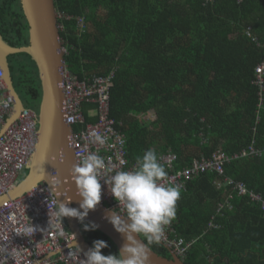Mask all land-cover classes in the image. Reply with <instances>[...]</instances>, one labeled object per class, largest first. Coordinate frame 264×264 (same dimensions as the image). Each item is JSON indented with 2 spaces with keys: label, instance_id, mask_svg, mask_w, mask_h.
<instances>
[{
  "label": "trees",
  "instance_id": "trees-1",
  "mask_svg": "<svg viewBox=\"0 0 264 264\" xmlns=\"http://www.w3.org/2000/svg\"><path fill=\"white\" fill-rule=\"evenodd\" d=\"M65 64L79 79L113 72L109 115L126 139L129 163L148 149L176 155L174 170L220 150L229 156L253 145L264 148V91L254 83L263 58L264 0H54ZM85 19L77 27L75 17ZM250 28L257 43L248 36ZM0 30L10 45L28 44V24L19 0H0ZM20 90L36 102L41 84L34 60L14 54ZM95 105L84 103L87 121ZM153 114L154 117H148ZM76 127H74L75 129ZM166 171L169 170L166 168ZM170 172V171H169ZM225 178L241 181L264 197V152L232 158L222 175L203 172L186 184L176 203L174 232L196 238L193 255L210 264H264V213ZM221 185L218 186V182ZM233 197L229 199V195ZM229 201L219 213V203ZM213 221L217 227L209 228ZM104 255L118 252L99 230ZM151 248L171 257L162 242Z\"/></svg>",
  "mask_w": 264,
  "mask_h": 264
},
{
  "label": "built area",
  "instance_id": "built-area-1",
  "mask_svg": "<svg viewBox=\"0 0 264 264\" xmlns=\"http://www.w3.org/2000/svg\"><path fill=\"white\" fill-rule=\"evenodd\" d=\"M209 1V0H207ZM62 14L57 12L58 28L63 29L59 22ZM79 30L85 28V19L75 17ZM254 41L250 28L246 31ZM62 40V39H61ZM63 42V41H62ZM263 58L255 67L254 83L258 86L259 104L263 102L264 91V44ZM63 52L67 48L63 44ZM113 72L107 75H91L79 79L71 73L67 66L62 73V90L64 99V114L67 122L72 126L71 145L76 160H80L89 152H96L106 162L115 166L117 171L132 170L137 167V161L129 163L127 159L126 139L123 132L117 127L120 122L109 115L110 87ZM84 103L94 104L88 115L95 117L94 121H87L83 110ZM15 98L8 89L4 78V70L0 66V197L9 193L24 178L32 154L38 142V111L24 106L17 119L6 126V122L13 112ZM74 127H76L74 129ZM98 132L106 137V143L99 145L92 142L91 133ZM263 149L253 145L240 154L229 156L223 151H216L209 158L193 160L192 164L181 170H174L176 155L172 152L160 154V162L164 164L167 177L162 181L165 184L180 185L181 190L186 188L189 180L206 172L214 171L219 175L224 172V165L232 158L246 155H261ZM226 184H232L238 195H247L250 200L260 205L264 213V197L254 192L241 181L225 178ZM218 186L221 185L219 181ZM102 195L100 204L110 211H120L122 205L112 196L111 185L101 180ZM233 196L230 194L229 199ZM56 196L51 187L45 182H38L24 194L10 198L0 204V264H83V252H77L73 245L74 233L67 227L65 219L62 223L54 216ZM229 201L219 203L217 213ZM35 227L31 234L25 233L26 227ZM213 219L208 227H217ZM196 238L187 239L174 232L172 223L166 226L162 243L169 250L184 258Z\"/></svg>",
  "mask_w": 264,
  "mask_h": 264
},
{
  "label": "water",
  "instance_id": "water-1",
  "mask_svg": "<svg viewBox=\"0 0 264 264\" xmlns=\"http://www.w3.org/2000/svg\"><path fill=\"white\" fill-rule=\"evenodd\" d=\"M19 2L28 24V44L15 47L4 41L0 35V66L4 70L8 89L15 98L14 109L6 126L17 119L20 110L24 107L23 101L12 85L6 57L11 54L26 53L36 64L41 84L42 93L38 108L39 135L27 175L9 193L0 197V204L24 194L38 182L45 181L59 201H64V189L68 187L67 195L72 197L69 206L78 208L81 197L77 194L76 185L70 176L72 165L77 162L71 145L72 126L67 122L64 114L62 73L66 65L65 54L54 0H19ZM55 177L62 180V186L58 189L61 195L53 186ZM65 179L67 182L63 183ZM110 212L99 203L95 210L89 211L83 222L98 224L97 230L108 236L119 251L126 241L125 237L106 219ZM64 219L67 227L75 235L73 245H78L83 253L86 252L92 245L82 233L81 222L74 217H64ZM170 254L171 257L160 255L150 247L147 264H186L176 254L171 251Z\"/></svg>",
  "mask_w": 264,
  "mask_h": 264
},
{
  "label": "clouds",
  "instance_id": "clouds-1",
  "mask_svg": "<svg viewBox=\"0 0 264 264\" xmlns=\"http://www.w3.org/2000/svg\"><path fill=\"white\" fill-rule=\"evenodd\" d=\"M91 139L101 146L106 143V137L98 132H92ZM70 176L81 200L78 208L69 206L72 197L67 195L69 188L65 187L64 201L57 198L55 201L54 216L61 223L64 217H74L83 223L89 211L95 210L101 202V180L111 185L112 196L122 205L120 211L112 210L106 219L126 242L117 253L104 255L101 249L108 247L107 242L94 240L93 246L83 253V264H147L150 247L160 245L166 226L176 217V203L181 191L180 185L162 182L167 171L156 150H146L137 157V167L128 171H117L101 155L89 152L72 165ZM66 182L67 179L63 183ZM53 186L58 191L62 180L55 177ZM83 227L85 231H94L99 225L89 222ZM24 231L31 234L35 227H26ZM75 247L81 253V248L76 244Z\"/></svg>",
  "mask_w": 264,
  "mask_h": 264
},
{
  "label": "rangeland",
  "instance_id": "rangeland-1",
  "mask_svg": "<svg viewBox=\"0 0 264 264\" xmlns=\"http://www.w3.org/2000/svg\"><path fill=\"white\" fill-rule=\"evenodd\" d=\"M33 70H35L37 67L32 65ZM19 96L21 98V100L23 101L24 106L30 108V109H35L38 111L39 108V103L36 102L35 100H33L30 95H28L24 90H20L19 92ZM148 117H154L153 114H151ZM28 173V168L27 170H24L23 172V177H25ZM186 260H188L190 262V264H210L209 261L206 260H200L199 258L190 255Z\"/></svg>",
  "mask_w": 264,
  "mask_h": 264
},
{
  "label": "flooded vegetation",
  "instance_id": "flooded-vegetation-1",
  "mask_svg": "<svg viewBox=\"0 0 264 264\" xmlns=\"http://www.w3.org/2000/svg\"><path fill=\"white\" fill-rule=\"evenodd\" d=\"M0 35L3 38V40L6 41L9 44V42L3 36V33H2L1 30H0ZM14 61H15L14 54L8 55L6 57V63L8 65V67H9L10 74H11V78H12V85H13L15 91L19 94V92H20V86L18 85V81H17V76H16V70H15Z\"/></svg>",
  "mask_w": 264,
  "mask_h": 264
},
{
  "label": "crops",
  "instance_id": "crops-1",
  "mask_svg": "<svg viewBox=\"0 0 264 264\" xmlns=\"http://www.w3.org/2000/svg\"><path fill=\"white\" fill-rule=\"evenodd\" d=\"M90 109H91V108H90ZM90 109H89V110H90Z\"/></svg>",
  "mask_w": 264,
  "mask_h": 264
}]
</instances>
